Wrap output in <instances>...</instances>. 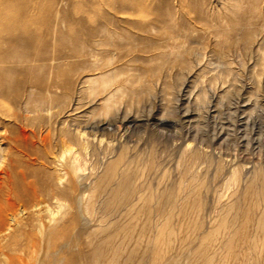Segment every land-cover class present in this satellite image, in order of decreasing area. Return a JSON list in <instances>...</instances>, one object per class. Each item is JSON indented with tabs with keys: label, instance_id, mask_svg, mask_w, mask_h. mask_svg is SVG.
<instances>
[{
	"label": "rangeland",
	"instance_id": "374dc122",
	"mask_svg": "<svg viewBox=\"0 0 264 264\" xmlns=\"http://www.w3.org/2000/svg\"><path fill=\"white\" fill-rule=\"evenodd\" d=\"M18 8L25 10V28L32 29L36 22L45 49L64 57L71 55L72 45L84 44L88 32L100 45L136 35L138 51L103 70L95 69L109 64L105 47H98L103 55L96 62L68 59L67 91L65 78L45 71L59 85L55 93L67 95L66 106L75 104L74 120L102 118L101 96L109 85L120 86L119 97L130 89L149 92L123 97L128 110L122 106L118 119L124 126L119 124L123 149L117 157L97 169L98 152L84 155V171L78 174L83 180L74 184V198H81L78 209L74 204L64 214L60 198L43 199L32 213L39 212L43 224L59 222L57 230L44 232L46 243L29 253L27 264H65L66 250L59 248L67 230L80 243L92 244L84 249L89 253L93 245L109 239L105 251L111 257L117 251V264H233L227 238L235 211L226 207L236 189L239 238L252 236L257 246L242 264H264L263 232L253 227L264 203V0H21ZM58 17L62 23L56 35L47 25H37ZM134 23L140 32L130 29ZM172 33L185 36L190 51L183 56L184 64L160 72L163 58L175 54L181 42L169 39ZM1 121L5 136L0 137V198L14 203L13 214L25 221L22 211L28 203L6 197L8 187L19 183V172L25 173L26 182L63 177L62 187L68 182L63 165L80 147L76 142L62 144L58 131L49 132L45 145L37 139L45 134L39 119L23 125ZM113 160L116 170L127 168L133 176L138 190L134 210H112L118 198L109 195L110 184H99ZM10 161L22 167L11 173ZM232 173L238 184L232 185ZM248 208L252 212L243 231ZM31 233L23 231L22 244L42 237L39 230L34 237ZM10 235L0 244V257L7 254L4 244ZM76 250L69 255L76 257Z\"/></svg>",
	"mask_w": 264,
	"mask_h": 264
},
{
	"label": "bare ground",
	"instance_id": "6f19581e",
	"mask_svg": "<svg viewBox=\"0 0 264 264\" xmlns=\"http://www.w3.org/2000/svg\"><path fill=\"white\" fill-rule=\"evenodd\" d=\"M20 1L21 0H1L0 2V125H3L1 121L3 119H9L15 124L19 123L21 125L26 124L32 119L42 120L43 126H45V134L43 136L42 134L37 135V139L45 142L46 145L49 141V132L58 131L62 139L65 140L62 144H72L76 142L80 147V152L77 150L78 152L77 154L75 153V157L63 165L64 171H66L64 175L68 176V182L62 187H60L59 184L63 177L55 178L51 182L37 179L26 182L25 173L23 171L19 172V185L15 184L16 187L14 189L7 185L6 197H13L19 202H27L29 206L22 211L23 215L24 213L27 214L25 221H22V219L17 220V216L13 214L14 203L9 201L3 202L0 198V244L7 240L6 235L8 233L11 234L8 236V243L4 244L7 254H3V256L0 257V264H27V259L30 257L29 253L33 252L32 250L34 249L39 250V247H42L41 244L46 243L45 237L47 234L44 232L52 233L54 230H57L59 221L46 225L39 221V212L32 215L33 212L39 209L40 205L44 204L43 199L59 201L60 198V200L65 203L64 214L70 212L74 204L78 209L81 204V198H74V184L76 182L79 185L83 180L82 177H78V174L79 171H84V155H88V152L95 155L96 151L98 152L97 169L101 165H104V160L107 161L108 159L110 160L117 157L119 151L123 149L117 138L119 135V124L124 126L123 121L121 122L118 119L122 111V106L125 107V110H128V106L123 101V97L127 98L133 95L139 98L142 94H149L148 91L136 94L135 90L130 89L126 91L123 96L119 97L118 89L120 86L112 87V85H109L101 96L102 103L100 104L101 108L99 114L102 118L92 121L84 119L82 122L83 125L76 119L74 120L73 116L77 111L75 104L72 103L66 106L67 95H57L55 93L59 85L50 79L49 73H52V75L54 73L57 78H65L62 86H64L67 91L70 89V83L68 81L70 65L66 64L68 63V59H83L86 62H90L91 60L94 61L96 58L103 55L99 52L98 47H105L104 53L106 57H108L107 61H109V64L95 69L96 71L103 70L106 67L121 62L124 57L138 51L136 35L132 34L133 36H129L127 34L124 35L123 40H121L123 42L115 43L109 41L103 42L100 45L94 41L95 36L88 32L84 39V44L72 45L70 47V56L66 57V55L64 57L61 54L49 53L44 45L46 42L45 36H38V32H36V22H33L34 26L32 29L30 27L25 28L24 24L29 22L25 10L18 8ZM122 14H125V12ZM61 23L62 21L58 17L54 21L48 23L45 21L38 22L37 25H47L49 27V32L51 31L52 34L56 35L58 34L57 29ZM129 27L131 30L140 32V29L135 23L129 25ZM143 32L148 33L149 30L146 29ZM181 38L182 40H180ZM169 39L174 42H181L176 44L175 54H172L171 57L163 58L165 64L161 67L160 72H162V70L167 71L174 64H184L185 61L183 56L190 51L186 44L185 36L174 33ZM58 47L61 48L62 45L60 44ZM62 52L63 51H61V53ZM102 64H104V62ZM61 66H66V69L64 67L63 69ZM46 70H49L48 74L45 72ZM45 73L47 76H45ZM56 77L54 79H56ZM141 82L142 79L138 78L137 84H141ZM78 85H82V81H79ZM204 97L205 95H203L202 100ZM135 122L136 120L134 117L130 123L134 124ZM106 132L110 135L108 138L106 137ZM2 136H5L4 130L0 133V137ZM3 139L8 140L7 137ZM47 146L51 149L49 144H47ZM13 161H10L11 173H16V170L22 166ZM116 161L117 160L110 161L104 168L102 175L99 177V184L106 186L110 184L108 188L110 192L109 195L114 197L117 196L116 198H118V201L112 206V210L128 209L125 211H131L134 210L137 205L138 190L135 188L133 176L129 173L127 168L124 170H116ZM129 162L131 163L132 160ZM74 176H76L77 181L74 180ZM235 177L234 175L232 185L238 184L239 182ZM237 196L238 189L231 195L233 198L232 204L226 207L230 211H235V215L228 228L227 240L230 242L231 250L233 249L232 263L242 264L248 261V256L251 257V255H253V250H255L257 246L252 236L249 237L245 235L242 239L239 238V213L237 212L238 210L236 211ZM224 209L225 207L221 205L220 211L222 212ZM247 210V219L242 225L243 231L246 230L247 224L250 221V217L248 219V214L252 212V208H248ZM8 212L10 218L6 215ZM16 225L21 227L17 232L13 230ZM253 227L255 231L261 230L264 237V203L261 205L260 215L256 218ZM26 229H29L32 233L38 230L41 231V239L36 238L31 240L30 244H22L23 242L21 243V239L24 235L23 231ZM32 233L29 235H35ZM109 243V239L102 240L98 245H93L89 253L84 249L90 247L92 244L86 242L80 243L79 238H72L69 234V230H67L65 240L63 244L60 245L59 249L67 251H65V264H117V251L113 253V257L109 255V252L105 251V247H107ZM75 247H77L76 257L70 256L71 250ZM262 249H264V246H262ZM11 253L21 254L13 257ZM39 263H42L41 257L39 258Z\"/></svg>",
	"mask_w": 264,
	"mask_h": 264
}]
</instances>
